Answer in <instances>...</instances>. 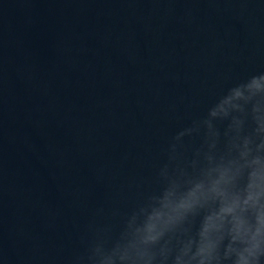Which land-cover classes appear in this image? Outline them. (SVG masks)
I'll return each instance as SVG.
<instances>
[{"label": "water", "instance_id": "95a60500", "mask_svg": "<svg viewBox=\"0 0 264 264\" xmlns=\"http://www.w3.org/2000/svg\"><path fill=\"white\" fill-rule=\"evenodd\" d=\"M261 71L264 0H0V264H70Z\"/></svg>", "mask_w": 264, "mask_h": 264}, {"label": "clouds", "instance_id": "9594fccd", "mask_svg": "<svg viewBox=\"0 0 264 264\" xmlns=\"http://www.w3.org/2000/svg\"><path fill=\"white\" fill-rule=\"evenodd\" d=\"M153 185L70 264H264V71L170 137Z\"/></svg>", "mask_w": 264, "mask_h": 264}]
</instances>
